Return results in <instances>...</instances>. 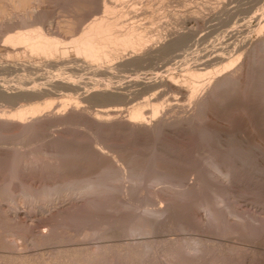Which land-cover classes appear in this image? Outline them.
Here are the masks:
<instances>
[{
    "label": "rangeland",
    "instance_id": "obj_1",
    "mask_svg": "<svg viewBox=\"0 0 264 264\" xmlns=\"http://www.w3.org/2000/svg\"><path fill=\"white\" fill-rule=\"evenodd\" d=\"M222 1L0 0V264H264V48L257 44L261 22L264 25V0H225L224 9ZM103 3L123 13L119 23L141 28L151 42L149 47L163 38L161 42L174 45L163 53L166 56L140 69L118 67L115 77L101 81L83 73L56 77V69L25 71L21 67L26 65H20L28 58L16 57L5 48L6 30L17 21L15 26L25 27L37 20L45 30L50 28V34L69 43L87 22L104 16ZM185 15L193 20L185 17L186 21ZM179 18L184 19L182 24ZM2 24L8 27L1 30ZM186 29L190 35L179 37L186 35ZM233 57L247 61L239 77L242 82L235 74L237 82L212 87L217 78L211 81L213 69L226 75L222 66ZM12 63L18 65L17 70L8 69ZM200 70L206 78L196 80L192 75ZM43 73H49L47 78L42 79ZM158 77L187 84L185 90L198 84L196 99L164 86L153 91L135 84ZM191 78L196 82L186 81ZM121 83L119 93L127 102L116 99L109 109L85 95ZM207 86L212 87V94ZM21 90L41 93V97L14 100L11 95ZM162 91L154 103L152 92ZM70 98L80 100L79 112L68 103ZM149 98L164 107L156 117L162 119V128L135 133L124 126L102 125L121 117L128 120L131 106L150 102ZM46 101L53 104L40 115L43 118L38 117L40 125L37 117L27 119V126L21 124L26 129L11 123L19 107ZM64 102L70 110L66 114ZM102 108L121 113L104 123L95 115ZM150 109H144L146 118ZM62 113L66 120L59 119ZM36 123L40 127L29 128ZM129 168L144 170L149 181L143 180L137 190L121 181L116 194L98 198L65 188ZM156 171L177 183V191L186 195L176 196L165 192L161 184H151ZM140 218L156 224L153 232ZM90 255L95 259H89Z\"/></svg>",
    "mask_w": 264,
    "mask_h": 264
},
{
    "label": "bare ground",
    "instance_id": "obj_2",
    "mask_svg": "<svg viewBox=\"0 0 264 264\" xmlns=\"http://www.w3.org/2000/svg\"><path fill=\"white\" fill-rule=\"evenodd\" d=\"M94 1V0H93ZM106 1V0H105ZM123 1V0H122ZM174 1V0H173ZM176 1V0H175ZM224 1L223 0L222 2V7L224 9ZM232 1V0H231ZM84 2V1H83ZM170 2V1H169ZM221 2V1H220ZM177 3V2H176ZM181 3V2H180ZM209 3V2H208ZM36 4V3H35ZM104 5L102 6L103 7V14L104 16L103 17H99V18H93L92 21H90L89 23L87 22L86 25L79 29L78 32L73 35L70 39V42L69 43H65L64 40L60 39L59 37H57L55 34H50L49 31L48 32V29L50 28H47V30H45V27L42 23H39V22H33L29 21V23H27L29 26H24L23 25H17V22H15L16 24L14 25V23L11 24V26L13 25V27H8V29L6 30V37H5V41H3L5 43V48H8L9 52H12L14 53L13 55L16 56V57H19L20 55L23 56V58H28V60H26L24 62V64L22 63L20 66L22 65H26L24 67H21L23 68V70L25 69V71H28L30 72L32 69H35V68H40L42 70L44 69H56V71L58 73H56L54 76L56 77H68L70 74H74V73H83L84 75H93L92 77H94L93 80H95V78H99L97 79L98 81H101V80H106V79H103L102 77H108V79H112L113 77H115V72L117 70L118 67H122L123 69L124 68H127V67H143L144 65H146L149 61H152V59H156V57L160 56L161 55H165L163 53H165V51L171 47L173 44V41L172 42H168L166 41V43H163L161 41H157L155 42L154 41V45L149 47L147 44H149L148 42H150L146 36L143 35V31L141 32V28L135 26L133 23H125V24H121L119 23V19H121L123 17V13H119L115 10V8L113 7H110L108 6L106 3H103ZM170 5V4H169ZM228 5V4H227ZM174 6V5H173ZM202 6V5H201ZM210 6V4L208 5ZM136 7V6H135ZM206 7V6H205ZM216 7V6H215ZM220 7V8H222ZM225 7H226V4H225ZM96 8V7H95ZM198 8V7H197ZM204 8V7H203ZM219 8V7H217ZM227 8V7H226ZM117 9V8H116ZM205 9V8H204ZM215 9V8H214ZM208 10V8H207ZM211 10V9H209ZM218 10V9H217ZM221 10V9H220ZM177 11V10H176ZM197 11V10H196ZM205 11V10H204ZM185 12V11H184ZM222 12V11H221ZM176 13V12H175ZM197 13V12H196ZM199 13V12H198ZM216 13V11H215ZM201 14V13H200ZM212 14V13H211ZM218 13H216L215 15H217ZM187 15V14H186ZM184 16V18L188 17V16ZM189 15V14H188ZM195 15V14H193ZM206 15V14H205ZM208 15V14H207ZM206 15V16H207ZM33 16V15H32ZM31 16V17H32ZM94 16V15H93ZM111 16V17H109ZM214 16V15H213ZM37 17V16H36ZM139 17V16H138ZM179 17V16H178ZM183 17V16H181ZM190 17V18H189ZM188 17V19H192L191 15ZM202 17V16H201ZM209 17V16H208ZM173 18V17H172ZM176 18V17H175ZM185 18V20L187 21V19ZM200 18V17H199ZM206 18V17H205ZM19 19V18H18ZM33 19V18H32ZM39 19V18H37ZM177 19V18H176ZM180 19V18H179ZM183 19V18H182ZM181 20V19H180ZM184 20V19H183ZM180 22V24H182V21ZM190 20V21H191ZM21 21V20H20ZM24 21H27L24 19ZM176 21V20H175ZM194 21L197 23H199V20L198 19H194ZM193 21V22H194ZM10 22V21H9ZM22 22V21H21ZM20 22V23H21ZM185 22V21H184ZM192 22V21H191ZM205 22V21H204ZM264 22V21H263ZM8 23V22H7ZM11 23V22H10ZM19 23V22H18ZM156 23V22H155ZM177 24V23H176ZM186 25V23H183ZM187 24L189 25V23L187 22ZM194 24V23H193ZM201 24V22L199 23ZM6 25V24H5ZM4 25V26H5ZM169 25V24H168ZM3 24H2V28L1 30H4L5 28H7L5 26V28L3 29ZM187 26V25H186ZM259 26V25H258ZM171 28V27H170ZM186 28V27H185ZM164 29V28H163ZM259 29V28H257ZM168 30V29H167ZM170 30V29H169ZM177 30V29H176ZM187 30V29H186ZM190 30V29H189ZM173 31V30H172ZM171 31V33H172ZM259 32L258 36L259 38H257V44H261L262 47L264 48V25L260 24V29L258 30ZM4 32V31H3ZM1 33V31H0ZM5 33V32H4ZM54 33V32H52ZM188 33V30L186 32V35H183V33L180 35L179 37H183V38H187L189 34ZM195 32L192 31V34H194ZM255 33V32H254ZM176 34V35H177ZM146 35V34H145ZM3 36V35H2ZM149 36V35H148ZM147 36V37H148ZM175 37V36H174ZM192 37V36H191ZM4 38V36H3ZM152 39V37H151ZM161 39V38H160ZM69 40V39H68ZM251 40V39H250ZM254 40V39H253ZM1 41V40H0ZM67 41V40H66ZM178 41V40H177ZM165 42V41H164ZM151 43V42H150ZM174 43L176 44V42L174 41ZM184 43V42H183ZM249 43V42H248ZM153 44V43H152ZM256 43H252L250 44L253 45L252 47L255 46ZM230 46V45H229ZM4 48V49H5ZM261 48V47H260ZM253 49V48H252ZM170 51V50H169ZM258 51V50H257ZM7 52V51H6ZM8 53V52H7ZM6 53V54H7ZM167 53H169L167 51ZM172 53V52H171ZM242 53V52H241ZM245 53V52H244ZM247 54V52H246ZM253 54V53H252ZM236 55H240V54H236ZM245 55V54H244ZM250 55V54H249ZM166 56V55H165ZM248 56V55H246ZM251 56V55H250ZM241 57V56H240ZM159 58V57H158ZM175 58V57H174ZM238 57H233L232 59H236ZM243 58V57H242ZM242 58H240L242 60ZM16 59V58H15ZM230 59V60H232ZM244 59V58H243ZM229 60V61H230ZM233 60V61H234ZM238 60V62H237ZM116 61V62H115ZM231 61L230 64L227 63L226 65V62L225 64L222 66L223 68V71H227L226 75L224 73V75L222 76L220 73V70L216 71L215 72V68L213 69L214 72L213 74L210 75L212 76V79H216L214 80V84L212 82V87L214 85V87H222V86H225L227 84H232L231 82H233L234 80H237L240 79L239 77L241 76L242 77V74L244 73L245 71V68L246 67V62H240L239 61V58L236 59V61ZM243 61V60H242ZM115 62V63H114ZM228 62V61H227ZM233 62V63H232ZM150 63V62H149ZM13 64V63H12ZM222 64V63H221ZM14 66H8V69L13 71V70H17V68H15V65L18 66L17 64H13ZM179 65V64H178ZM200 65V64H199ZM148 67V66H147ZM216 67V66H215ZM44 68V69H43ZM129 68V69H130ZM139 68V69H140ZM137 69V68H136ZM122 69H120L121 71ZM197 70V69H196ZM55 71V70H54ZM124 71V70H123ZM127 71V69H126ZM125 71V72H126ZM138 71V69H137ZM188 70H186L187 72ZM193 71L192 73H194L195 70H191L190 69V72ZM198 71V70H197ZM196 71V72H197ZM201 71V70H200ZM222 71V70H221ZM230 71V72H229ZM10 72V71H9ZM183 72V71H182ZM185 73V71H184ZM189 73V72H188ZM198 73V72H197ZM193 74L192 76L194 78L197 79H200V78H204L205 74H203L204 72H199L198 74ZM202 73V74H200ZM49 74V73H48ZM47 73H43L42 75V79L44 78H47ZM191 74V73H190ZM223 74V73H222ZM235 74H237V78H235ZM81 75V74H80ZM170 75V74H169ZM187 75V74H186ZM209 75V77H210ZM221 75V77H220ZM188 76V75H187ZM191 76V77H192ZM214 76V77H213ZM245 76V75H244ZM90 77V76H88ZM172 77V76H171ZM169 77V80L164 78V77H158V78H154V79H149V78H143V79H139L137 81V83L135 84H139V85H143L146 87L147 90H153L155 88H158L159 87H166L170 90H175L177 92V94H186L187 97H190V98H194L199 88V85H195L193 83V85L191 86V89L189 90H185V86L187 85H178V82L177 84L174 83V80H170ZM189 77V76H188ZM208 77V78H209ZM219 77V78H218ZM167 78H168V75H167ZM194 78H191L189 80H186V81H192L193 80L195 81ZM206 78V76H205ZM206 79V80H209L210 79ZM82 79V78H81ZM79 80V79H78ZM241 80V79H240ZM243 80V78H242ZM241 80V82H242ZM60 81V80H59ZM58 81V82H59ZM186 81L184 83H186ZM57 82V83H58ZM135 81H130V83H134ZM196 82V81H195ZM199 82V81H198ZM197 82V83H198ZM235 82V83H236ZM52 83H55V85L57 84L56 82H52ZM65 82L63 83H60V84H64ZM189 83V82H188ZM201 83V82H199ZM205 83V82H204ZM203 83V84H204ZM190 84V83H189ZM202 84V83H201ZM210 84V83H209ZM42 85V84H41ZM65 85V84H64ZM90 85V84H89ZM129 85V84H128ZM127 85V86H128ZM205 85V84H204ZM208 85V84H207ZM45 86V85H44ZM52 86V85H51ZM84 86V85H83ZM100 88L102 85H99ZM124 86V85H123ZM126 86V85H125ZM188 86V85H187ZM2 87V86H1ZM202 87V85H201ZM208 87V86H207ZM212 87H210L212 89ZM217 87V88H218ZM123 87H122V83L119 84L118 87H105L104 89H100V90H94V91H89V92H85V95L87 96H90L91 99L94 98L95 100L98 99L100 102L103 103L104 106H110V102H115L119 99H125L126 96L123 95V94H120L119 93V90H121ZM206 87H204L205 89ZM210 88L208 87V91L210 92ZM61 90V89H60ZM201 90V89H200ZM216 88L213 89V91H215ZM47 91V90H46ZM54 91V90H53ZM71 91V90H70ZM188 91V92H187ZM199 91V90H198ZM207 91V92H208ZM217 91V90H216ZM44 92V91H43ZM61 92V91H60ZM79 92V91H78ZM124 92V90H123ZM211 94L213 93L212 91L210 92ZM10 94V93H9ZM41 94V93H40ZM40 94H37L36 92H33V91H28V90H21V91H17L15 92V94L11 95L12 98L14 100H22L23 102H29L31 100H36L38 99L40 96ZM58 94V93H57ZM166 94V93H165ZM202 94V92H201ZM150 95V94H149ZM153 95L151 98V100L156 103L155 101H157L160 97L163 96V91L162 92H157L155 94H152ZM189 95V96H188ZM200 95V94H199ZM203 95V94H202ZM10 95L6 96V98H11L9 97ZM141 96V95H140ZM197 97V96H196ZM195 97V99H196ZM210 97V95H209ZM69 97H67L68 99ZM141 98V97H140ZM148 98V97H147ZM175 98V97H174ZM199 98V97H198ZM208 98V97H207ZM49 99V98H48ZM72 102H71V100ZM68 101V103H73L74 107L77 109V111L79 112V108H80V100H75V102H73V98H70ZM92 99V100H94ZM117 99V100H116ZM188 99V98H187ZM205 97L204 98H200L198 99L197 101H199L197 103L198 104H202L203 101H204ZM97 100V101H98ZM150 100V98H149ZM148 100V101H149ZM150 100V102H146L144 104H140V105H136V107L131 106V109L128 110V120L124 119V118H120V116H123L122 114L119 116L120 119H118L117 122H114L113 124H103L102 125H105V127L108 125V127H114V126H121V129H123L124 127L125 130L129 129L130 132H149V131H152L153 129L154 130H157V129H160L164 126V123L161 121V120H157L156 117L159 114L162 115V111L164 109L163 105L162 104H154L152 103ZM176 100V99H175ZM194 100V99H193ZM208 100V99H207ZM43 101V100H42ZM52 101V100H50ZM47 104L48 102L46 101L45 104L43 105H37L33 107V104L32 103H29V104H32V106H28V103L25 105H23L22 107H29V108H26V109H17L19 110L18 112L16 111V113H14V115L12 114L11 115V123L13 122H17L19 123L20 125L21 124H25V126H27V119L29 118H36V122H39L40 119L38 117H40V115H42L44 112H46L47 110L51 109V105L50 104H53L50 103ZM98 101V102H99ZM125 101V100H123ZM45 102V100H44ZM57 102V101H56ZM99 102V103H100ZM122 102V101H121ZM127 102V101H125ZM158 102V101H157ZM179 102V101H178ZM62 103V102H61ZM67 102H64V106H63V111L65 112V110L67 109L66 108V105L68 104ZM98 103V104H99ZM139 103V102H138ZM15 104V103H14ZM62 104V105H63ZM108 104V105H107ZM117 104V103H116ZM130 104V103H129ZM133 104V103H132ZM17 105V104H16ZM101 106L104 108V106ZM13 106V105H12ZM15 106V105H14ZM146 106L150 107V112L149 115H150V118H146L145 115L147 114L146 111L144 110L146 108ZM16 107V106H15ZM180 107V106H179ZM73 108V107H72ZM97 108V107H96ZM102 108V109H103ZM103 109V110H100L99 112H97L95 115L96 116H99L100 120H102L104 123H108L111 116H116L118 114H120L121 112L119 110H106ZM115 108V106L113 107ZM130 108V107H129ZM189 108V107H188ZM93 109V108H92ZM101 109V108H100ZM109 109V108H107ZM149 109V108H148ZM190 109V108H189ZM197 109V108H196ZM62 111V108L60 109ZM69 110V109H67ZM84 110V109H83ZM59 111V110H58ZM56 112V111H55ZM70 112V110H69ZM75 112V111H74ZM85 112V111H84ZM83 112V113H84ZM179 112V111H178ZM48 114V113H47ZM46 114V116H47ZM66 114V112H65ZM65 114L62 113L61 116H64ZM76 114V113H74ZM124 114V113H123ZM126 114V113H125ZM56 115V114H54ZM59 115V114H58ZM51 116V115H49ZM68 116V114H67ZM71 116V114H70ZM95 116V117H96ZM44 117V116H43ZM43 117H40V118H43ZM60 117V116H59ZM69 117V116H68ZM77 117V116H76ZM80 117V116H79ZM102 117H107L109 119H104ZM112 117V119H113ZM117 117V116H116ZM114 117V118H116ZM124 117V116H123ZM166 117V116H165ZM6 118V117H5ZM47 118V117H46ZM50 118V117H48ZM71 118V117H70ZM118 118V117H117ZM59 119H64L66 120V116L64 117H60ZM89 119V118H88ZM117 120V119H116ZM181 120V119H180ZM196 120V119H195ZM42 121V120H41ZM62 121V120H61ZM101 121V122H102ZM26 122V123H25ZM44 122V121H43ZM57 122V121H56ZM64 122V121H63ZM68 122V120H67ZM166 122V121H165ZM182 122V120H181ZM187 122V121H186ZM10 123V122H9ZM16 123V124H17ZM30 123V122H28ZM42 123V122H41ZM69 123V122H68ZM110 123V122H109ZM169 123V122H168ZM40 125V122L38 123ZM50 124V123H49ZM173 124V123H172ZM184 124V123H183ZM18 125V124H17ZM36 124L34 125H31L29 128L32 129L33 127H37L39 126ZM64 125V124H63ZM101 125V124H100ZM99 125V126H100ZM110 125V126H109ZM163 125V126H162ZM23 126V125H21ZM124 126V127H123ZM162 126V127H160ZM171 126V125H170ZM185 126V125H184ZM187 126V125H186ZM40 127V126H39ZM43 127V126H42ZM123 127V128H122ZM3 128V127H2ZM24 129H26L27 127H24ZM28 128V129H29ZM120 128V127H119ZM34 129V128H33ZM103 129V128H102ZM153 130V131H154ZM152 131V132H153ZM11 132V131H10ZM25 132V131H24ZM30 132V131H28ZM32 132V130H31ZM147 132V133H148ZM134 134V133H133ZM146 134V133H145ZM151 134V133H150ZM138 135V133L136 134ZM140 135V134H139ZM149 135V134H148ZM146 136V135H145ZM155 163V162H154ZM129 165V164H128ZM134 166V165H133ZM214 169H216L215 166H212ZM111 168V167H110ZM136 169V168H135ZM133 168H129L128 171H115V173H104V175L102 177H99L91 182H87V183H82V182H72L68 185H66V189L68 190H72L71 192H77L76 190H79L81 191V193H85V194H88V195H92V196H95V197H102L104 195H114L116 194L117 192V183L123 181V182H127V184H130V189L132 188L133 190H137V188L139 189V186L144 185V182L143 180H146L145 178V172L143 170V172H140V171H137V169L135 170ZM139 169V168H138ZM148 170V169H147ZM146 171V170H145ZM151 173V172H149ZM148 174V172H147ZM148 179V178H147ZM150 180H151V184L155 185V184H161L164 186V190L165 192L167 191V193H173L174 195H178V196H181V197H184L186 194L184 192H178L179 190L177 189L178 188V185L177 183H173L169 180V177H167L164 173L160 172V171H156L155 173L152 174V176L150 177ZM146 181H149V180H146ZM142 185V186H143ZM129 186V185H128ZM127 186V187H128ZM122 187V186H121ZM150 187V186H149ZM144 188V187H143ZM195 188V187H194ZM128 189V188H126ZM192 189V188H191ZM121 190V189H120ZM178 190V191H177ZM78 191V192H79ZM127 191V190H126ZM132 191V190H131ZM138 193V192H137ZM51 194V191H48L47 192V196ZM123 194V193H122ZM132 194V192H131ZM135 194V193H134ZM140 194V192H139ZM176 195V196H177ZM133 196V195H131ZM137 197V196H135ZM144 201V200H143ZM141 202V201H140ZM147 202V201H146ZM134 203V202H133ZM145 203V202H144ZM143 204V203H142ZM126 206V205H125ZM128 206V205H127ZM135 206V205H134ZM146 207V206H145ZM135 208V207H134ZM166 210V209H165ZM146 211V210H144ZM164 211V210H163ZM166 213V212H165ZM149 215V214H148ZM143 217V216H142ZM145 218V217H144ZM135 219V218H134ZM141 220L143 218H140ZM137 220V219H136ZM141 220H140V223H141ZM146 221V220H145ZM143 219V222L146 223ZM138 222V221H137ZM142 222V225L140 226H143ZM150 222V221H149ZM147 222L148 226H151V229L145 224V227L147 226V229L149 228L150 229V232H153V230L155 229L154 227H156V224L155 223H149ZM136 223V222H135ZM138 224V223H137ZM139 226V227H140ZM144 229V226L142 227ZM154 228V229H153ZM149 229L147 230L149 232ZM153 229V230H152ZM151 242V241H150ZM145 243V242H144ZM139 245V244H138ZM143 245V244H142ZM117 247V246H116ZM104 248V247H103ZM86 250V249H85ZM106 250V248H105ZM62 251V250H60ZM70 252V251H69ZM103 252V251H102ZM139 252V251H138ZM66 253V252H65ZM75 253V251H74ZM136 253V252H135ZM135 253H132L131 255L134 254V256H136L137 254ZM72 255V254H71ZM19 256V255H18ZM76 256V255H75ZM80 256V255H79ZM95 255H93L94 257ZM99 256V255H98ZM92 257V258H93ZM137 257V256H136ZM1 258V257H0ZM23 258V256H22ZM81 258V257H80ZM91 258V255H90V258L89 259H92ZM97 258V257H96ZM95 259V258H93ZM67 260V259H65ZM73 260V259H72ZM75 260V259H74ZM73 260V261H74ZM77 261V260H76ZM98 261V260H97ZM78 262V261H77ZM69 263V262H68ZM95 263V262H93ZM92 263V264H93ZM98 263V262H97ZM91 264V263H90Z\"/></svg>",
    "mask_w": 264,
    "mask_h": 264
}]
</instances>
